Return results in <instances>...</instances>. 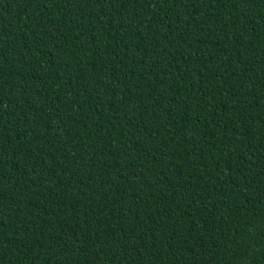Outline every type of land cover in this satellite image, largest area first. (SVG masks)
I'll list each match as a JSON object with an SVG mask.
<instances>
[{"label": "trees", "instance_id": "16d2710c", "mask_svg": "<svg viewBox=\"0 0 264 264\" xmlns=\"http://www.w3.org/2000/svg\"><path fill=\"white\" fill-rule=\"evenodd\" d=\"M0 264H264V0H0Z\"/></svg>", "mask_w": 264, "mask_h": 264}]
</instances>
